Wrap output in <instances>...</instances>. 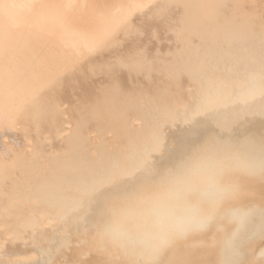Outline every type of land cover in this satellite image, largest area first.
Instances as JSON below:
<instances>
[{
	"label": "bare ground",
	"instance_id": "bare-ground-1",
	"mask_svg": "<svg viewBox=\"0 0 264 264\" xmlns=\"http://www.w3.org/2000/svg\"><path fill=\"white\" fill-rule=\"evenodd\" d=\"M0 244L264 264V0H0Z\"/></svg>",
	"mask_w": 264,
	"mask_h": 264
},
{
	"label": "rangeland",
	"instance_id": "rangeland-1",
	"mask_svg": "<svg viewBox=\"0 0 264 264\" xmlns=\"http://www.w3.org/2000/svg\"><path fill=\"white\" fill-rule=\"evenodd\" d=\"M251 241L252 240L250 238L245 239V240H241V241H239V245H240V247H244L247 244V242H251ZM0 251H1V246H0ZM236 252H237L236 254H232L230 256L229 262L232 264H244L246 262V260H249L252 258V254H253L250 251H243V250L240 251L239 249ZM248 255H249V258L247 259L246 256H248ZM263 263H264V260H263Z\"/></svg>",
	"mask_w": 264,
	"mask_h": 264
}]
</instances>
